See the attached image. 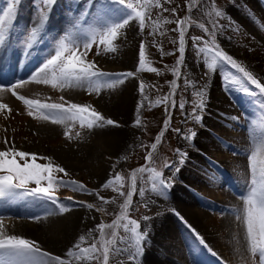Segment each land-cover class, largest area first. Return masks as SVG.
Returning a JSON list of instances; mask_svg holds the SVG:
<instances>
[{
	"label": "rangeland",
	"instance_id": "obj_1",
	"mask_svg": "<svg viewBox=\"0 0 264 264\" xmlns=\"http://www.w3.org/2000/svg\"><path fill=\"white\" fill-rule=\"evenodd\" d=\"M128 2H136V0H126V3ZM190 2L191 0H160L162 7H157L153 0L152 6L146 9L144 28L141 29L139 21L133 18L128 25L120 30V35L113 42L116 51L110 52L106 51L105 45L99 43V33L104 32L112 23L121 21L126 12L131 11L130 9H125V6L117 3L116 0H57L48 11L46 23L51 19H57L56 21L61 22L62 30L59 28V31H49L45 29L49 26L47 23L44 26L45 32L43 31L37 40H41L40 43H43L42 46L47 51V56L44 58L45 63L55 54L58 43L62 39L68 37L69 39L65 40L66 43L75 41L80 51H84L83 45L94 38L96 42L88 51L86 60L94 61L96 67L106 73L99 80V90H94L95 86L89 87L85 84L83 85L85 89L82 90L79 97L73 98L66 94L69 92L67 86L53 88L48 84L47 92H43L40 96L23 95L21 90H13L15 84L1 87L2 90L10 88L9 90L15 91L16 95H11L14 99L13 106L8 104L7 109L0 108V133L2 134L0 150H6L5 140H7L9 148L14 146L18 151L35 154L38 157L37 163H51L54 167H63L67 175L54 172L53 175L57 180L75 181L77 185H83L87 189V191H82L76 185L65 186L61 183L53 185L57 202H60L59 198L62 197L70 198L69 202L74 200L76 203L77 201V205H83L89 217L94 221V225L92 228L90 227L89 245L95 242L98 248L101 247L98 242L100 231L97 228L100 223L106 225L104 232L107 240L114 231L107 226L111 225L113 221H118L122 225L128 223L130 219L136 220L140 224L138 229L140 231L145 221L144 217L152 216L150 211L155 207H152L154 203L151 202V196H153L151 177L155 175L156 171L162 172L163 177H169L173 169L169 170L166 165L176 166L181 160L177 155V149L181 151L182 142L191 136L190 129L194 125H202L191 116L193 108L201 101L204 102V97L197 93H201L203 88L208 86L212 77L218 82L220 80L231 81L236 78L244 80L239 98L240 105L226 101L223 106V103L220 102H216L214 106V100L206 101L205 107L196 108L197 115L205 117L211 110H207V112L204 110L210 106H213L216 111H223L222 107L224 112L226 111V117L230 119L228 126L230 131H236L240 125L244 128L254 129L260 126L259 128L264 129V94H261L255 85L245 80L242 73L226 62L220 63L215 72L209 73L206 64L211 61L212 57L199 51V48L205 44L209 47H219L264 83V13L260 9L258 1L197 0L196 5L189 8ZM10 6H12V0H0V9L8 10ZM14 7V12L19 15L41 16L40 9L43 5L41 0H16ZM164 9H168V11H164ZM173 9H175V13H173ZM217 11L222 13L220 17L216 16ZM180 20L184 21L182 27L185 52L182 63H178L182 55L178 50L180 46L178 28L180 25L177 22ZM201 25H204L208 31H205ZM2 28L5 40L10 41L9 37L12 35L13 48L19 52L31 42L32 27L11 25L5 27L2 25ZM130 30H133L134 33ZM4 42L0 44V49L6 43ZM130 48L134 49L131 65L125 68L120 67L121 65L118 64L123 60L128 61L126 54ZM141 48L145 53L143 69L139 67ZM115 61L116 66L112 67L111 63ZM115 68L120 70L114 71ZM152 68H155L156 71H151ZM129 72L132 73V76L123 75ZM226 76L230 79L225 80ZM123 77L127 79L126 81L137 83L142 100L133 123L135 130L133 146L121 157L114 155L110 149L102 145H97V148L92 152L89 151L90 145L88 144L92 142L89 130H92L93 127L90 129L84 127L79 121L67 120L64 128L56 136L47 138V140L42 138L36 133L38 122L45 115L54 116L47 111L38 112L29 108L18 99L19 95H23L29 99L39 100L41 103H64L66 107L68 103H77L88 106L89 113L92 110L101 113L102 101L99 94L102 89ZM173 84L176 87H173ZM164 97H168V99H164ZM180 104L184 105L182 110L179 107ZM29 111H32L33 115L30 116ZM226 117L223 118L227 121ZM201 127L206 128L205 126ZM175 129H180L181 132L177 133ZM211 135L216 142L222 138L214 133ZM86 136L87 164L85 166L67 167L51 159L56 150L68 146L75 148L82 144ZM158 136L160 137L159 141H157ZM259 137L262 138L264 145V134H260ZM153 143H156L155 149L151 147ZM219 144L218 148L222 152L224 148L221 142ZM149 153H151L150 160L146 159ZM223 154L227 155L226 152ZM80 157L85 156L81 155ZM17 159L20 158L17 157ZM20 162L23 163L22 160ZM208 163L207 166L212 169ZM141 167L145 170L138 171ZM212 172L214 173L213 178L202 176L211 185L208 187L210 191L203 194V199L206 202L216 201L212 197L211 191L227 190V187L222 185L224 179L219 176L220 173ZM117 175L122 179L116 180ZM109 180H112V184L104 187L103 185ZM42 186H47V182H42ZM35 187L37 185L34 182L28 185L30 189ZM141 192L144 194L141 195ZM98 197L105 198L107 202ZM127 200H130V203L127 208H124ZM80 202L82 204H79ZM87 204H92L93 207L89 209L86 207ZM121 212H123V216H121ZM214 212L216 213V211ZM220 222L221 220L215 219L213 223L219 224ZM115 231L119 236L131 237L132 235L126 233L123 227L115 229ZM122 257L118 263L112 264H133L132 261H128L126 253ZM80 260V263L69 262L68 264H97L95 260L91 262L85 259ZM246 261L248 264H260L259 255L253 256L251 253L250 244L247 245Z\"/></svg>",
	"mask_w": 264,
	"mask_h": 264
},
{
	"label": "bare ground",
	"instance_id": "obj_2",
	"mask_svg": "<svg viewBox=\"0 0 264 264\" xmlns=\"http://www.w3.org/2000/svg\"><path fill=\"white\" fill-rule=\"evenodd\" d=\"M257 1L264 13V0ZM39 20V15H19L15 12L9 14L7 10L0 9V21H3L5 27L11 25L34 28ZM56 20L51 19L47 22L49 26L44 28L59 31L61 22ZM130 31L134 33L133 30ZM9 38L10 41L4 38L6 43L4 42L0 49V104L14 105V99L11 97L13 90H21L23 95L40 96L47 92L48 84L32 80L38 72L36 70L30 76L26 73L19 76V71H22L21 65L9 67V63L14 64L13 59L16 55L12 35ZM133 52V48L128 49L126 54L128 61L123 60L118 65L123 68L131 65ZM111 66H116V61L111 63ZM119 79L123 82L116 83L113 87L107 85L99 94L103 102L100 114L105 120L112 119L118 126H109L105 123L103 127H93L89 130L92 142L88 144L90 145L88 149L91 152L97 145H102L110 149L114 155L121 157L133 146L135 133L133 123L142 97L136 82L126 81L124 77ZM236 80L239 79L218 82L212 77L208 86L201 92L204 103L214 100V106L216 102L223 103V106L226 101L239 104L243 86L235 83ZM21 81L24 82L22 85L19 84ZM13 84L18 85L13 90L1 89L2 86L9 87ZM67 88L69 92L66 94L73 98H78L85 89L76 84ZM209 108L204 110L205 112L211 110L208 111L209 114L202 116V120L199 121L202 125H194L190 129L191 133H196L194 139L189 136L182 142L181 152L186 155L182 162L178 161L172 168V174L167 177L171 181L169 190L163 195L152 191L151 202L153 201L152 207L155 208L150 211L152 216L142 224L140 231L147 233L146 244L134 264H248L246 250L250 243L246 231L245 212L247 197L254 187L250 163L252 154L255 153L259 176L260 163L264 161L262 138L259 135L264 134V129L259 128L260 126L254 129L244 128L240 125L236 131H230L228 129L230 119L226 117V111L224 112L222 107L223 111H216L213 106ZM54 118H42L36 126V133L46 140L56 136L66 125L67 119L62 123H54ZM211 133L222 138L216 142ZM220 142L224 148L222 152L218 148ZM55 152L51 159L61 165L85 166L87 136L81 145L75 148L63 147ZM81 155L85 157H80ZM212 171L220 173L219 176L224 179L222 185L227 187V190L211 191L216 201L206 202L203 194L210 191L208 187L211 185L202 176L213 178ZM255 187L258 195L264 194L263 184L258 181ZM59 199L64 205H72L68 211L60 213L58 202L36 196L0 197V233L34 241L42 252L60 256L65 260V264L80 263L81 260L68 257L66 253L76 244H80L82 248L89 245L90 230L94 221L83 205H77V201L69 202L67 197ZM215 219L221 222L215 224L213 223ZM82 236L85 237L84 241L80 239ZM126 255L128 256L127 253ZM121 258L122 255L110 253L109 264L118 263Z\"/></svg>",
	"mask_w": 264,
	"mask_h": 264
},
{
	"label": "snow or ice",
	"instance_id": "obj_3",
	"mask_svg": "<svg viewBox=\"0 0 264 264\" xmlns=\"http://www.w3.org/2000/svg\"><path fill=\"white\" fill-rule=\"evenodd\" d=\"M57 2V0H41L43 7L40 9V20L39 23L32 29L31 32V42L27 44L28 48H31L32 45L38 40L40 34L43 31V28L46 24L48 18V11L51 7ZM120 5H124L125 9H130L131 11L126 12L124 18L119 21L112 23L108 26L104 32L99 33L100 39L99 43L105 45L106 51L115 52L116 47L113 42L120 35V30L129 24L130 20L133 18L139 21L140 28L143 29L145 26L146 19V9L152 6L153 0H136V2H128L126 0H116ZM16 0H12V6L8 8V13L12 14L15 11ZM197 0H191L189 8H192L196 5ZM155 6L162 7L160 0H155ZM145 9V10H141ZM47 10V11H46ZM168 11V9H164ZM175 13V9L172 10ZM221 12L217 11L216 16L220 17ZM180 27V46L179 52L181 55V60L178 63L183 61V53L185 52L184 44V32L183 24L184 21L180 20L177 22ZM3 21H0V44L4 42V31L2 28ZM205 31L208 29L201 25ZM69 39L66 37L62 39L55 50V54L51 56L47 62L40 68V70L32 77V80L37 83L50 84L53 88L57 86L71 87L73 84L83 86L87 84L89 87L95 86L94 90H99V80L104 77L106 73L100 71L94 61H87L86 56L88 51L91 49L92 44L95 41H89L83 45L84 51H80L79 46H77L75 41L66 43L65 40ZM199 51L211 55V61L207 62L206 67L209 73L216 71L220 63L226 62L231 65L233 68L237 69L242 73L243 77L247 82H250L252 85L260 91L261 94H264V83H262L258 78H256L252 72L247 71L243 66H241L231 55L227 52H224L219 49V47H209L205 44L203 47L199 48ZM99 54V53H97ZM144 50L141 48L139 53V67L144 68ZM151 71H156L155 68H152ZM128 77L132 76V73L123 74ZM95 78V79H94ZM230 77H225V80H229ZM123 82L122 79H118L108 85V87H113L116 83ZM235 83L243 84L244 80H236ZM24 82H19L22 85ZM17 85H13L15 88ZM176 87L175 84L172 85ZM142 90V86H141ZM13 95H16L13 91ZM197 95H202L197 93ZM18 99L22 101L29 108H33L38 112L47 111L49 114L53 115L54 123H62L65 119L79 121L82 126L87 128L92 127H103L106 123L109 126H118L116 122L112 119L105 118L97 111L92 110L89 113L88 106H82L77 103H68L66 107L64 103H41L39 100L29 99L23 95H19ZM168 99V97H164ZM179 107L181 110L184 108L183 104H180ZM205 107V103L201 101L196 107L193 108L191 116L196 121H201L202 116L197 115L196 108ZM0 108H8L6 104H0ZM10 111V109H9ZM30 116L33 115L32 111L28 113ZM43 119H48L49 116L45 115ZM177 133H180V129H175ZM79 135V133H77ZM196 133L191 134V138L194 139ZM160 137H157L159 141ZM9 142L5 140L6 150H0V197L5 196H38L41 199L52 200L57 202V198L54 195L53 185L56 183L64 184L65 186L76 185L82 191H87L83 185H77L75 181H64L57 180L53 173L59 172L67 175L66 170L60 166H53L49 164H40L37 163L38 157L35 154L18 151L14 148L8 147ZM153 149L156 148V143L151 145ZM262 150H264V145H262ZM177 155L183 157L186 155L177 149ZM17 157L20 159L18 160ZM146 159H151V153L146 157ZM23 161L21 163L20 161ZM166 167L171 170L175 165L168 164ZM250 169L252 173V183L254 185L251 194L247 197V207L245 212V223L248 240L250 243V249L253 256L259 255L260 264H264V194H259L255 185L259 181L261 184H264V161L260 163L259 167V176H257V164H256V154L253 153L251 157ZM145 169L141 167L138 171H144ZM179 171V169H176ZM135 175V173H133ZM116 180L122 179L119 175L115 177ZM153 183L151 191L156 192L159 195H163L167 192L171 186V181L163 177V173L156 171L155 175L151 177ZM46 181L47 186H42V182ZM34 182L37 187L28 188L29 183ZM112 184V180H109L103 185L108 187ZM17 190H22L17 192ZM123 195V193H121ZM141 195L144 193L141 192ZM100 200L107 202L105 198L98 197ZM70 199V198H69ZM59 207L58 211L60 213L66 212L70 209L72 205H64L62 202H58ZM130 200L125 202L124 208L128 207ZM87 208L91 209L92 204H87ZM123 216V212H121ZM145 220L148 217H144ZM132 225V227H129ZM111 227L114 231L111 234V237L107 240L105 239L104 229L106 225L100 223L97 225V228L100 231L99 243L101 247H97V243H92L88 247L82 248L80 244H76L72 249H69L66 253L68 257H75L77 260L85 259L89 262L95 260L97 264H109L110 253L114 255H123L124 253L128 254L129 261H132L134 264L135 259L142 253L143 247L146 244L147 233L138 231L140 224L136 220H129L128 223L119 224L118 221H113ZM123 227L126 233H131L129 236H119L118 232L115 229ZM91 231V230H90ZM81 241L85 240V237L80 238ZM124 245V247H121ZM46 258V259H45ZM65 264V260L60 256H52L51 254L44 253L39 247L36 246V242L30 241L28 239L22 238L17 235H3L0 233V264Z\"/></svg>",
	"mask_w": 264,
	"mask_h": 264
}]
</instances>
